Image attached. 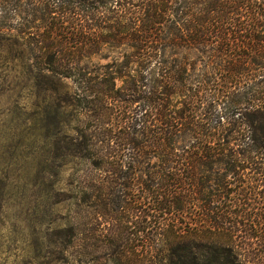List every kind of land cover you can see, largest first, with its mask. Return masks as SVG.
I'll use <instances>...</instances> for the list:
<instances>
[{
  "label": "trees",
  "instance_id": "16d2710c",
  "mask_svg": "<svg viewBox=\"0 0 264 264\" xmlns=\"http://www.w3.org/2000/svg\"><path fill=\"white\" fill-rule=\"evenodd\" d=\"M2 70L26 91L31 262L264 264V247L235 244L238 222L243 239L264 237L254 198H227L249 212L225 229V215L183 216L215 208L201 197L210 181L232 191L226 171L245 161L221 155L263 148L229 133L264 123V0H0Z\"/></svg>",
  "mask_w": 264,
  "mask_h": 264
},
{
  "label": "rangeland",
  "instance_id": "374dc122",
  "mask_svg": "<svg viewBox=\"0 0 264 264\" xmlns=\"http://www.w3.org/2000/svg\"><path fill=\"white\" fill-rule=\"evenodd\" d=\"M181 53L185 55L188 61L195 63V66L199 68V54L195 50L182 49ZM100 62H105V60H100ZM14 76L16 74L8 73V70L0 71V264H34L27 255V250H29L30 246L32 247L33 243L29 237L30 230L27 229L25 221L26 209L24 205L26 198H29L35 187L32 189L31 185L27 189L23 186L24 170L29 168L22 155V141L20 142L21 134H25L23 133L24 123L20 118V114L24 104L22 98L25 97L26 91L22 92V95H17L8 89L10 87L8 86L9 81ZM30 110L32 109H28V111ZM65 117L66 119L63 117L64 120H69L68 115ZM216 118L213 107V123ZM259 125V129L257 130L250 128L249 130L245 129L243 133H229L246 134L259 138L263 144V148L259 152L245 155H221L223 159H238L245 162L240 163L238 171H226L224 165L220 164L213 165V170L208 173L213 177L221 175L226 171V178L231 183L230 188L232 191L226 195L225 190L223 191L218 186H214L213 181H210V192L207 188H204L201 192V197L210 199L212 202L210 204L213 205L214 203L215 208H206L207 210H204L203 206H201L198 209H190L186 216L183 215L184 221H190L191 219H194V221L195 219L199 220V217L205 219L208 216L213 218V213L218 216L225 215L227 218L223 224V229H225L230 220L228 218L233 217L235 214L236 216H242V214L249 212L245 207L238 208L242 203L241 201L239 203H233L232 201L231 203L227 201V198L237 199V197L243 198L244 195H248L256 200L253 212L257 213L258 217H260L256 221L258 234L264 233V123L261 122ZM70 172L67 169L65 174L61 175L60 180H62V183H65L69 178ZM236 176H241L243 182H238L237 179H234ZM199 203H202V201L199 200ZM65 215V210L56 212L55 209H51L49 210L47 221L54 222L55 219H58L57 222L61 221L64 223L66 220H59V216L65 217ZM237 220H239V217ZM197 222L199 228L209 226V222L204 221L203 224H200L201 221ZM237 224L235 225L237 226L236 230H238L236 234L240 236L237 237L235 244H238L239 252H243L244 247H254L256 249L264 247V237L258 236L249 240L244 238L245 241L243 242L244 239L241 236L244 233L245 227L240 222ZM218 225L220 226V224ZM51 227L53 228L54 224L50 225V223H47L44 225L43 230L45 228L51 229ZM48 231L50 232L51 230ZM241 254L244 255L247 252ZM213 264H222V262L213 260ZM246 264L252 263L246 262Z\"/></svg>",
  "mask_w": 264,
  "mask_h": 264
}]
</instances>
